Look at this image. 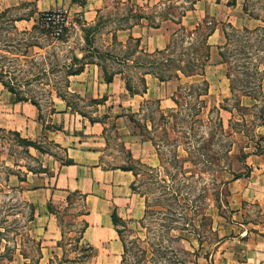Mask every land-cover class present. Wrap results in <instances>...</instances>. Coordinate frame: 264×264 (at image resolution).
Segmentation results:
<instances>
[{
  "label": "rangeland",
  "instance_id": "obj_1",
  "mask_svg": "<svg viewBox=\"0 0 264 264\" xmlns=\"http://www.w3.org/2000/svg\"><path fill=\"white\" fill-rule=\"evenodd\" d=\"M116 1L111 0L108 14L114 11ZM190 1L175 0L173 13L179 16ZM236 2L244 4L247 16L258 23L252 20L250 27L233 29L212 15L205 18L229 34L221 52L225 54L231 97L199 96L201 89L189 85L202 79L195 77V81L183 80L176 111L165 115L156 102H147L132 122L135 131L154 140L142 147V162L129 156L111 133L108 165L133 167L137 172L135 186L146 200L144 221L123 234L127 245L124 264H219L214 261L216 256L222 260L225 252L235 251L234 246L244 252L242 245H234L239 229L233 222L229 183L233 177L249 173L247 156L264 146L258 133V127L264 125V0ZM29 3L0 0V14L14 9L0 17L1 78L45 111L53 103V94H60L91 112V102L69 89L71 76L82 67L83 51L91 48L84 37L83 21L65 11L69 24L60 35L38 24L40 15L35 21L14 22L15 17L32 13ZM204 31L192 38L180 32L174 36L171 66L197 63ZM142 71L138 68L131 73L137 87L142 86ZM150 124L152 129L147 128ZM29 168H41L29 147L16 134L0 129V264H90V248L77 243L84 226L81 215L86 210L79 194L71 195L69 205L55 207L67 256L51 263L47 257L41 259L34 207L17 185ZM249 210L243 212V219L256 221L259 206L251 204Z\"/></svg>",
  "mask_w": 264,
  "mask_h": 264
},
{
  "label": "crops",
  "instance_id": "obj_2",
  "mask_svg": "<svg viewBox=\"0 0 264 264\" xmlns=\"http://www.w3.org/2000/svg\"><path fill=\"white\" fill-rule=\"evenodd\" d=\"M25 1L33 7L32 13L21 16L16 23L35 21L45 11L61 8L81 18L84 37L91 46L83 51V69L71 76L69 86L80 99L91 102V112L60 94H53V103L45 111L31 98L19 100L0 80V129L17 132L21 138L42 147V150L29 147L41 168L27 169L24 179L17 182L34 207L33 225L41 241V259L47 257L51 263L67 256L61 243L59 219L49 210V204L65 207L69 195L77 193L86 198V210L81 215L84 229L77 243L90 248L88 262L122 264L125 245L119 230L137 227L144 221L146 200L135 186L137 174L133 170L108 165L111 133L122 142L129 156L144 161L142 147L154 140L145 137L142 131H135L130 117L139 116L151 101L165 115L176 111L175 99L183 80H196L194 76L161 80L149 65L135 61L165 49L182 26L195 27L209 15L235 28L250 27L252 20L255 23L258 20L247 16L244 4L223 5L224 0H196L181 18L168 19L160 14L171 0H117L112 14L107 13L112 7L111 0ZM192 17L194 20L188 22ZM226 41L225 29L217 26L208 38L211 53L205 78L209 81V98H228L232 94L221 55ZM138 68L143 69L141 87L135 86L131 74ZM106 72L113 74L112 81L106 80ZM129 78L134 92L127 87ZM152 127L147 125L148 129ZM258 133L264 139V125L258 127ZM246 163L249 173L233 177L229 183L230 205L235 211L233 222L239 229L233 237L234 245H242L244 252L234 246L235 251L225 252L222 260L218 261L216 256L215 263L264 264V146L261 151L250 153ZM251 204L259 206L256 221L243 219V212L250 211Z\"/></svg>",
  "mask_w": 264,
  "mask_h": 264
},
{
  "label": "trees",
  "instance_id": "obj_3",
  "mask_svg": "<svg viewBox=\"0 0 264 264\" xmlns=\"http://www.w3.org/2000/svg\"><path fill=\"white\" fill-rule=\"evenodd\" d=\"M190 2H191V4L189 6H187V5L184 6L182 8L181 12L178 14L179 16H176L175 12L173 13V9H174V7H176L175 6V0H171L170 3L167 4L166 7H165L167 11L164 14L161 13L160 15L164 19L178 18V17L181 18L183 15H185V12L187 10L192 9L194 7V3L196 2V0H191ZM229 3L230 4H234V3H236V0H232ZM10 10H14V9H10ZM10 10L7 9V10L1 12L2 14H0V17L5 15V14H8L10 12ZM20 19H22L21 16L15 17L12 20L14 22H16L17 20H20ZM153 20H154L152 22L153 25H156L157 24V22H155L156 20L154 18H153ZM208 24L211 25V24H214V22L209 21L207 19H204L203 22L197 24L195 27L182 26L180 28V30H179L180 33L186 34L187 37L192 38V35H197L201 31H204L205 28H207L204 31L205 33L203 34V38L200 40V47H199L200 50L198 49V52H200V54L197 57V63L196 64H187L186 67L179 66V65H177V66H173V65L171 66L170 65L171 58H170L169 55L172 52V49H173L174 44H175V42H174L175 38L174 37H173L171 43L165 49L157 50L153 54H148V59L137 60V61H135L136 64L149 65V67L152 69L151 71L153 73L157 74V76L161 80H166V79H171V78L181 79L182 77H192V76H194V77H202V79H200V80H196L195 82H190L189 85H190V87H194V88L195 87H199L201 89V92L198 93L199 96H202V97L206 96L208 94V92H209V81L205 78V69H206V65H207V62L209 61V57H210V53H211V46H210V44L208 42V38L213 33L215 28H216V24H214L212 27L208 26ZM229 26L234 29V27L232 25H229ZM34 27H36V26L34 25ZM179 32H177L174 36H176ZM225 33H226V36H227V39H228V36H229L228 31L225 30ZM221 55L223 56V58L225 57V54L223 52H221ZM111 56L114 57L113 55H111ZM224 61H225V59H224ZM162 65L166 66V68L163 69ZM82 69H83V66L80 69H78L76 72H74V73L75 74L79 73ZM105 76H106V80L107 81H109V82L112 81L113 74H108L106 72ZM0 80L2 81V83L10 91H12L13 93H15L17 95L19 100L28 99L26 97H22V96L18 95V93L14 90V88L11 87L9 83L4 81L1 78V76H0ZM127 87L129 88V90L131 92L136 91L135 87L132 84L131 78H129V80L127 82ZM145 88H146V86H145ZM175 100L179 104L178 98L175 99ZM32 101H33V103L38 105L37 102H35L34 100H32ZM130 118H131V120H133V117H130ZM9 132L16 134V136L19 138V141L22 142L24 145H26V147L33 146V147H36V148L42 150V147L37 142H32V141L25 140V139L21 138L20 135L17 132H13V131H9ZM120 167L122 169L133 170L135 172V174H137V172L135 171V169L133 167H130V166H120ZM236 177H239V175L236 176ZM21 180H22V178H21ZM73 194H77V193H72V194L69 195V197H68V205L71 203V195H73ZM84 200H86V198H84ZM55 207L56 206H54L52 204H49V210L51 212H53L59 219V216H58V213L55 210ZM59 224H60V221H59ZM125 230H126V228L122 229V230H119V232H120L122 237H123V234H124ZM123 242H124V245H125V253L123 255L122 264H124L126 248H127L126 241H125L124 237H123Z\"/></svg>",
  "mask_w": 264,
  "mask_h": 264
},
{
  "label": "built area",
  "instance_id": "obj_4",
  "mask_svg": "<svg viewBox=\"0 0 264 264\" xmlns=\"http://www.w3.org/2000/svg\"><path fill=\"white\" fill-rule=\"evenodd\" d=\"M38 24L45 28H52L53 32L60 35L68 26L69 19L61 8L45 11L38 20Z\"/></svg>",
  "mask_w": 264,
  "mask_h": 264
}]
</instances>
